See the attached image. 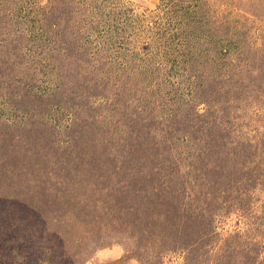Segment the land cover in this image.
<instances>
[{"label":"rangeland","instance_id":"rangeland-1","mask_svg":"<svg viewBox=\"0 0 264 264\" xmlns=\"http://www.w3.org/2000/svg\"><path fill=\"white\" fill-rule=\"evenodd\" d=\"M183 1L0 0V264L155 263L131 224L148 213L142 205L129 215L120 191L133 190L129 180L110 164L81 162L74 137H92L101 152L98 137L107 149L125 132L151 141L159 125L181 126L208 101L222 121L264 140V0H191L194 16ZM66 46L79 57L66 58ZM260 145L250 160L264 173ZM148 156L143 169L153 170ZM163 160L174 174L172 158ZM244 194V215L219 208L210 245L193 247L200 227H188L191 245L164 264H213L212 248L227 264H250L256 241L262 258L264 186ZM238 195L232 188L224 201Z\"/></svg>","mask_w":264,"mask_h":264},{"label":"trees","instance_id":"trees-1","mask_svg":"<svg viewBox=\"0 0 264 264\" xmlns=\"http://www.w3.org/2000/svg\"><path fill=\"white\" fill-rule=\"evenodd\" d=\"M185 2H187L186 7H193L191 11L194 16L198 12L194 7L198 5L191 0ZM255 12L246 13L260 18ZM66 49L68 56L66 58L79 57L69 46L65 47V52ZM228 54L230 55V51ZM213 79L215 76H202L203 86L211 87L210 81ZM206 91L207 88H204L203 92ZM195 102L197 99H192V103ZM207 102V108L203 112L192 110L189 115L184 113V122L175 121L177 124H182L181 126L164 123L162 126L159 125L151 141L146 140L149 136L144 133L134 135L125 132L127 136L123 135L116 137L114 141H109L111 145L110 149H107L108 140L98 137L101 152L95 148L96 145H93L95 141L92 137L84 139L81 135L73 139L72 145L78 150L77 156L81 162L85 161L86 156L87 162L97 166L110 164L112 171L118 169L117 173H122L123 180L127 182L129 180L130 188L133 190L119 189L122 193L127 191L129 201L133 204L130 207L133 212L127 209L129 215L139 213V208L144 205L143 212L148 213L149 219H143L139 224L137 217L131 216L133 218L131 224L140 234L138 239L146 240L152 245L155 263L147 261V264H164L168 253L189 248L193 238L188 237V227H200L193 247L206 238L204 246L210 245V241L216 236L214 218L219 208L224 209L222 212L225 215L233 206H237V211L244 215L245 196L251 197L244 194L245 190H253L258 185L264 186V173L259 172L261 168H256L253 172L250 160L255 153V144H261L264 151V140L255 143L251 136L243 133L236 125H228L222 121L223 116L219 115L218 106H211ZM195 105L197 106V103ZM191 106L193 108V104ZM196 132H201V135L195 136ZM149 153L157 158L153 163V170L143 169ZM167 157L172 158L176 166L174 174L163 170V159ZM145 172L156 175V179L147 180L149 175ZM141 175L146 176L144 180L149 184L151 191L146 190L142 185L144 180ZM139 188L147 194H139L137 191ZM204 188L206 189L203 190ZM232 188L237 189L239 195L234 198V203L228 204L224 200ZM200 202L207 204L208 207ZM193 203L199 206L196 208L197 212L196 209L193 211L190 208ZM148 205L153 207L150 208ZM200 221L201 223L198 224ZM249 224L255 226L253 223ZM252 245L249 255L250 264H264V256L261 258V245L257 241ZM220 249L208 250V253L213 252L212 255L215 257L213 264H227L222 254L224 251Z\"/></svg>","mask_w":264,"mask_h":264}]
</instances>
